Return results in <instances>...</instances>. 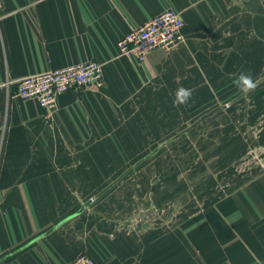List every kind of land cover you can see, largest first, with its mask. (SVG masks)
<instances>
[{
	"label": "crops",
	"instance_id": "1",
	"mask_svg": "<svg viewBox=\"0 0 264 264\" xmlns=\"http://www.w3.org/2000/svg\"><path fill=\"white\" fill-rule=\"evenodd\" d=\"M166 10L181 14L185 42L142 66L120 56L119 40ZM88 62L103 65L104 86L68 90L51 116L19 96L25 77ZM263 63L264 0H0V264H264V176L235 180L201 216L148 226L123 223L109 202L97 215L95 199L110 190L113 146L146 144L148 112L176 115L163 106L179 88L206 97Z\"/></svg>",
	"mask_w": 264,
	"mask_h": 264
},
{
	"label": "rangeland",
	"instance_id": "2",
	"mask_svg": "<svg viewBox=\"0 0 264 264\" xmlns=\"http://www.w3.org/2000/svg\"><path fill=\"white\" fill-rule=\"evenodd\" d=\"M260 68L255 91L244 93L226 79L211 82L206 97L163 106L177 108L176 115L148 112L145 145L113 146L106 182L110 190L94 197L103 204L96 214L105 216L113 210L120 217L123 212V223L144 219L147 226L154 217L179 220L190 211L201 216L205 200H218L235 180L244 185L264 176V63ZM157 117L162 118L161 128H155ZM168 122L177 127H163ZM104 163L98 162V167ZM85 212L84 217L88 209Z\"/></svg>",
	"mask_w": 264,
	"mask_h": 264
},
{
	"label": "built area",
	"instance_id": "3",
	"mask_svg": "<svg viewBox=\"0 0 264 264\" xmlns=\"http://www.w3.org/2000/svg\"><path fill=\"white\" fill-rule=\"evenodd\" d=\"M184 26L179 12L166 10L125 34L118 42L119 54L142 66L153 51L161 49L169 52L182 45L185 42ZM103 86V65L88 62L25 77L18 81V92L22 99L36 101L51 116L57 109L59 96L68 90L100 89ZM69 264L96 263L88 255L81 254Z\"/></svg>",
	"mask_w": 264,
	"mask_h": 264
},
{
	"label": "clouds",
	"instance_id": "4",
	"mask_svg": "<svg viewBox=\"0 0 264 264\" xmlns=\"http://www.w3.org/2000/svg\"><path fill=\"white\" fill-rule=\"evenodd\" d=\"M233 84L242 92L248 93L255 91L257 83L252 75L247 72H241L233 79ZM176 102L182 105H187L192 97V89L181 87L176 91Z\"/></svg>",
	"mask_w": 264,
	"mask_h": 264
},
{
	"label": "water",
	"instance_id": "5",
	"mask_svg": "<svg viewBox=\"0 0 264 264\" xmlns=\"http://www.w3.org/2000/svg\"><path fill=\"white\" fill-rule=\"evenodd\" d=\"M92 203V200H90V201H88L86 204H84L83 206H82V208L75 214L76 216L77 215H80V214H82L89 206H90V204ZM68 219V218H67ZM70 219V218H69ZM67 221V220H66Z\"/></svg>",
	"mask_w": 264,
	"mask_h": 264
}]
</instances>
